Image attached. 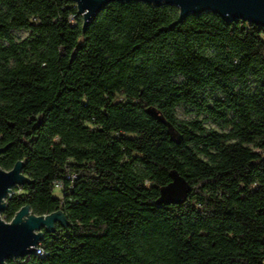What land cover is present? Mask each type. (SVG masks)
I'll list each match as a JSON object with an SVG mask.
<instances>
[{"label":"trees","instance_id":"16d2710c","mask_svg":"<svg viewBox=\"0 0 264 264\" xmlns=\"http://www.w3.org/2000/svg\"><path fill=\"white\" fill-rule=\"evenodd\" d=\"M179 13L114 1L83 32L72 0H0V166L33 180L1 215L68 221L43 230L48 254L6 264H264V27L212 12L169 27ZM172 170L191 191L159 203Z\"/></svg>","mask_w":264,"mask_h":264},{"label":"water","instance_id":"95a60500","mask_svg":"<svg viewBox=\"0 0 264 264\" xmlns=\"http://www.w3.org/2000/svg\"><path fill=\"white\" fill-rule=\"evenodd\" d=\"M76 3L78 14L83 19V32L105 7L114 1H143L155 5H176L179 10V20L170 24L174 27L179 21L190 14L212 12L220 15L225 21L244 20L264 27V0H72ZM11 143V142H10ZM9 143V144H10ZM0 148V154L9 145ZM24 161L18 160L15 166L7 170L0 166V264H6L10 258H22L34 254L37 245L44 238V229L55 230L54 223L59 220L65 228L68 221L61 210L38 215L29 204L22 206L11 221L2 218L6 208V198L17 185H24L33 180L23 173ZM171 182L161 187L159 203L167 205L181 204L191 191L188 180L178 171L170 172Z\"/></svg>","mask_w":264,"mask_h":264},{"label":"rangeland","instance_id":"374dc122","mask_svg":"<svg viewBox=\"0 0 264 264\" xmlns=\"http://www.w3.org/2000/svg\"><path fill=\"white\" fill-rule=\"evenodd\" d=\"M80 18H82L81 15H79ZM75 22V21H74ZM13 33L16 37L17 40H21L24 39L25 37H27L30 34V30H18V29H14ZM250 84H251V89H254L256 87V79L254 77H251L249 79ZM208 93H210V91H208ZM213 96H222L220 93L218 92H213L211 93ZM176 114L180 119H184V120H190V119H194L196 117H199L200 119H205L207 117L206 114H202L199 113L197 110H195L194 108H191L189 106L186 105H179L176 109ZM205 126L208 129H215V130H224L226 128H224L218 121L214 120V119H207L205 121ZM56 194L58 193L57 191L55 192ZM61 221L57 220L54 223V227H56L57 225H61Z\"/></svg>","mask_w":264,"mask_h":264},{"label":"built area","instance_id":"2783aa9c","mask_svg":"<svg viewBox=\"0 0 264 264\" xmlns=\"http://www.w3.org/2000/svg\"><path fill=\"white\" fill-rule=\"evenodd\" d=\"M71 20L73 22V17H71ZM75 178H77L76 174L67 175V179L74 180ZM17 186L21 187V185H17ZM54 188L58 192L57 196L63 197L64 190H65V181L64 180L54 181ZM20 190H21V188L18 191H20ZM13 193H14V191L12 189L11 192H9L7 197L11 196ZM6 202H7V198H6ZM2 218L4 219V217H2ZM36 247H37V249L34 251V254L37 253L41 256L48 254V252L46 251V249L43 247V245L41 243H39ZM30 255H32V254H30ZM13 259H19V258H13Z\"/></svg>","mask_w":264,"mask_h":264}]
</instances>
